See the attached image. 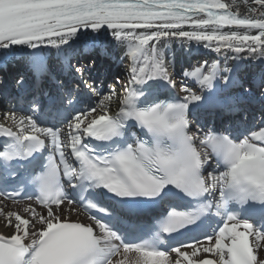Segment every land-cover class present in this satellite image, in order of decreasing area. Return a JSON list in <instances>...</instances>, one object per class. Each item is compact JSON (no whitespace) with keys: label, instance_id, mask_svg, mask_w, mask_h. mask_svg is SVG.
Returning <instances> with one entry per match:
<instances>
[{"label":"snow or ice","instance_id":"snow-or-ice-1","mask_svg":"<svg viewBox=\"0 0 264 264\" xmlns=\"http://www.w3.org/2000/svg\"><path fill=\"white\" fill-rule=\"evenodd\" d=\"M253 3L258 7L242 16L226 0H0V61L23 53L39 77L49 72L45 50L55 49L72 69L81 45L107 55L109 30L128 43L131 58L122 97L115 86L105 92L84 82L98 106L78 108L84 100L69 89L48 105L34 102L30 111L40 109V117L5 113L16 130L0 124V183L16 186L0 189V218L12 228L0 234V264H264V125L242 136L202 134L190 130L189 119L191 109L235 113L258 105L264 121V0ZM171 38L205 42L217 53L247 52L261 67L221 69L214 61L205 71V61L183 73L201 94L182 84V97L150 96L177 88L162 51ZM88 60L74 67L81 78L95 66ZM38 119L55 123L42 127ZM22 198L40 211L2 206ZM184 200L189 204L178 203ZM77 201L91 211L88 222L68 219ZM165 202L140 229L148 238L126 242L127 224ZM213 210L223 218L214 236L166 246L204 228Z\"/></svg>","mask_w":264,"mask_h":264},{"label":"bare ground","instance_id":"bare-ground-1","mask_svg":"<svg viewBox=\"0 0 264 264\" xmlns=\"http://www.w3.org/2000/svg\"><path fill=\"white\" fill-rule=\"evenodd\" d=\"M226 2H229L231 4H233V11H239V13L243 16L245 14H248V8L249 6L251 7H258L256 6L254 3H253V0H226ZM228 29H225V31H227ZM110 31V30H109ZM240 31H243V29H240ZM253 34H255V32H253ZM189 43L190 45H193V46H200L198 48H204L205 50L203 51V53H205L206 57L207 58H210L211 60L214 61H218L219 62V67L221 69L223 68H226V67H232L234 63H240L242 66H245L249 69H255V70H259V68L261 67L260 63H259V60L258 59H252L251 62H249V57L252 56L253 54H250V53H247V52H244V53H235V52H232L231 50H228V49H223L220 53H217L215 52L212 48H208V47H205L204 44L205 42H196V41H187L186 39H180V38H171L170 41L167 43V45L165 47L162 48V51L164 53V56L166 59L168 58H171V60H169L170 63L172 64H176L177 63V58H173L172 55H169L168 56V51L169 50H172V48L176 45H179L180 43ZM124 44L127 46L128 43L127 42H124ZM157 47H160L159 45ZM186 47H182V50H185ZM200 50V49H199ZM46 53H55V49H51V50H45ZM216 57V58H211V57ZM235 57V59H233ZM243 58V59H241ZM131 60V58H130ZM195 60V58H194ZM208 63L207 66L205 67V71H208L210 70V67H211V64L213 63ZM196 62H194L195 64ZM186 69V71H190L189 68H187L186 66L187 65H183ZM169 71L172 73L173 71V68H169ZM126 77H128V74L126 75ZM191 79V78H190ZM193 83H194V86L198 89V91H201L200 89V85L195 82L193 80ZM117 91H120L119 89ZM184 95V93L181 92V95L180 97H182ZM119 96H123V92L121 90V93H119ZM47 100H50V96L47 97L46 101ZM98 106V105H97ZM119 106H120V101L119 99L117 100H114L112 102V105H111V112L112 113H115L118 111L119 109ZM13 110H10V111H2V117H3V121L9 123L10 126L14 127L15 126L12 124L11 120L8 119L6 120L5 119V113L7 112H11ZM17 115H24V114H21L19 112H17ZM61 128H64L66 129V124L63 125V127ZM62 139H63V133H62ZM28 204H33L34 207H37V210L40 211V208L39 206H36L33 202H19L17 204H13L12 202H7V201H3V204L2 206L5 208V210H14V211H18V212H23V208L28 205ZM64 207V206H62ZM73 207L77 208L78 209V212H72L69 216H68V219L70 220H76V219H79L80 221H88V217L86 216V214L82 211L81 207L78 205V204H74ZM12 233V228L11 227H6L4 222H3V218H0V234H4V235H10Z\"/></svg>","mask_w":264,"mask_h":264},{"label":"rangeland","instance_id":"rangeland-1","mask_svg":"<svg viewBox=\"0 0 264 264\" xmlns=\"http://www.w3.org/2000/svg\"><path fill=\"white\" fill-rule=\"evenodd\" d=\"M184 85V84H183ZM190 88V87H189ZM192 89V88H191ZM195 91V89H193ZM117 93L119 94V92L117 91Z\"/></svg>","mask_w":264,"mask_h":264}]
</instances>
